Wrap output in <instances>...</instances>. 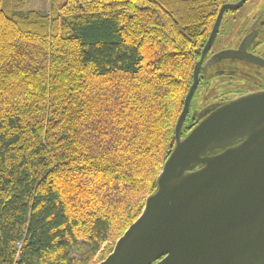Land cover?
<instances>
[{
  "label": "trees",
  "instance_id": "1",
  "mask_svg": "<svg viewBox=\"0 0 264 264\" xmlns=\"http://www.w3.org/2000/svg\"><path fill=\"white\" fill-rule=\"evenodd\" d=\"M236 1L52 0L44 14L0 0V264L108 257L155 191L195 65Z\"/></svg>",
  "mask_w": 264,
  "mask_h": 264
},
{
  "label": "water",
  "instance_id": "2",
  "mask_svg": "<svg viewBox=\"0 0 264 264\" xmlns=\"http://www.w3.org/2000/svg\"><path fill=\"white\" fill-rule=\"evenodd\" d=\"M249 1L221 8L195 65L156 189L99 264H264V90L206 106L183 133L203 69L229 59L264 66L247 52L254 33L237 50L205 61L225 14Z\"/></svg>",
  "mask_w": 264,
  "mask_h": 264
},
{
  "label": "flooded vegetation",
  "instance_id": "3",
  "mask_svg": "<svg viewBox=\"0 0 264 264\" xmlns=\"http://www.w3.org/2000/svg\"><path fill=\"white\" fill-rule=\"evenodd\" d=\"M262 1V8L255 13H251L250 11V13L242 15L241 10L249 3L248 2L238 11H228L226 13L230 14L228 18L225 14L219 34L212 49L206 56L205 61L218 52L224 50H237L241 46L243 40L252 33L255 34V37L250 43L247 52L264 61V0ZM220 37L225 38L220 40ZM226 42L228 45L225 46L224 49L219 50L221 49L220 47L216 48V46H220L222 43L224 44ZM221 78H224L226 81L221 82ZM214 86L218 90H214ZM262 90H264L263 65L253 64L246 59H229L214 63L203 69L200 73V85L192 104L191 114L193 115L201 111L210 104L226 102L232 98ZM200 91H206L207 98H199L195 103ZM193 121L195 122V120Z\"/></svg>",
  "mask_w": 264,
  "mask_h": 264
},
{
  "label": "rangeland",
  "instance_id": "4",
  "mask_svg": "<svg viewBox=\"0 0 264 264\" xmlns=\"http://www.w3.org/2000/svg\"><path fill=\"white\" fill-rule=\"evenodd\" d=\"M16 1H23L26 3V9L25 11L26 12H30V11H39L41 13H44V14H49L50 11H51V4H52V0H16ZM262 5H263V1L262 0H251L242 10H241V13L242 15H244L245 13H255L257 11H259L261 8H262ZM227 18L229 17L230 14H226ZM239 16V15H238ZM225 37H220V40L224 39ZM235 41V40H233ZM228 43H222L220 46H216V48H221L219 50H222L224 49L225 46H227ZM215 48V49H216ZM218 50V51H219ZM221 82H224L226 81L224 78H221L220 79ZM217 88H215L214 86V90H216ZM218 90V89H217ZM215 92V91H214ZM213 92V93H214ZM199 98H204L206 99L207 98V93L206 91H200L197 95V98L195 100V103L197 102V100Z\"/></svg>",
  "mask_w": 264,
  "mask_h": 264
}]
</instances>
